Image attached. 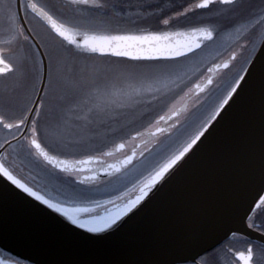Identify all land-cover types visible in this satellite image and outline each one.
Here are the masks:
<instances>
[{"label": "snow or ice", "instance_id": "obj_1", "mask_svg": "<svg viewBox=\"0 0 264 264\" xmlns=\"http://www.w3.org/2000/svg\"><path fill=\"white\" fill-rule=\"evenodd\" d=\"M197 10L209 15L186 31L112 27L117 20L155 18L170 29ZM218 36L232 39L226 59L217 51L211 66L203 57L193 60ZM91 54L163 63L119 66L90 62ZM0 81V195L31 198L28 203L62 218L74 237L99 243L184 167L250 89L264 86V0H199L180 9L149 0H0ZM146 106L163 114L133 136L128 117ZM21 158L53 180L62 174L63 183L30 184L18 174ZM101 172L109 177L103 187ZM129 183L134 198L115 194ZM262 193L264 174L256 195L237 208L240 222L259 239L243 251L228 248L233 264H264ZM218 251L177 254L167 264H214ZM54 264L155 262L120 257Z\"/></svg>", "mask_w": 264, "mask_h": 264}, {"label": "water", "instance_id": "obj_2", "mask_svg": "<svg viewBox=\"0 0 264 264\" xmlns=\"http://www.w3.org/2000/svg\"><path fill=\"white\" fill-rule=\"evenodd\" d=\"M20 15H25L23 9ZM262 174L264 86L258 83L184 167L166 184L158 185L159 191L153 190L155 195L150 194L145 206L125 217L118 229L101 234L102 242L76 238L62 218L38 202L6 194L0 195V247L35 264L120 257L167 264L177 254L192 256L216 247L230 236V230L259 239L240 222L237 208L256 195ZM108 178L101 172L100 182ZM0 260L16 264L1 256Z\"/></svg>", "mask_w": 264, "mask_h": 264}, {"label": "flooded vegetation", "instance_id": "obj_3", "mask_svg": "<svg viewBox=\"0 0 264 264\" xmlns=\"http://www.w3.org/2000/svg\"><path fill=\"white\" fill-rule=\"evenodd\" d=\"M37 3L40 2V0H36ZM150 3L158 6H174L177 9H180V6H188L189 4L198 3L199 0H149ZM259 3V0L257 1ZM219 7V6H217ZM215 11V9L213 10ZM108 15H111V13H108ZM209 13L205 10H197L194 14H190L186 19L181 18L179 21L175 22L170 29H165L161 25L158 24L157 20L155 18H150L146 21H152V26L148 30L152 31H186L191 29L192 27L197 26L202 17H207ZM138 22V23H143ZM138 23H131L129 20H117L114 21L113 24L115 26H118L119 29H126V30H133V25L135 27L138 26ZM114 28V29H118ZM219 41L220 43L217 45L218 48H221L220 52H223L224 55L220 57V59H226L227 58V49L232 45V39L228 38L227 36H218L216 39V42ZM215 45V44H214ZM211 60L207 61L208 66H211ZM216 62H219L217 60ZM158 118V117H157ZM144 130V129H143ZM141 130V131H143ZM134 136L135 133H132ZM140 141H136L138 144ZM151 147V145H149ZM107 150V149H106ZM107 160H112L113 158H106ZM107 181V180H106ZM104 181V182H106ZM104 182L99 183L98 186L102 185ZM61 183H63L61 181ZM60 185V184H59ZM59 187V186H58ZM119 194H126L129 196H132L134 198V192L132 189V184L129 183L127 185V188L123 190V193L117 192L116 195ZM98 198V197H97ZM100 199V198H98ZM250 240H258L256 238H252L250 236L235 233V236L230 235L228 238H226L224 241H222L219 245L216 246V248L219 249L218 253L215 256L214 264H233L234 257L231 255V253L227 252L228 248H231L233 251H243L248 242ZM0 256L3 257L5 260L9 262H13L16 264H35L33 262H30L28 260H25L23 258H20L6 250L0 247Z\"/></svg>", "mask_w": 264, "mask_h": 264}, {"label": "rangeland", "instance_id": "obj_4", "mask_svg": "<svg viewBox=\"0 0 264 264\" xmlns=\"http://www.w3.org/2000/svg\"><path fill=\"white\" fill-rule=\"evenodd\" d=\"M12 2H13V4H15V0H12ZM115 25L112 24V27L113 28H118V26H115ZM151 26H152V21H150V20L149 21H144L143 23H138L137 27H135V25H133L132 26L133 27L132 31H135L137 29H150ZM219 43L220 42L217 41L215 43V45H213L211 48L206 49L205 52L200 53L196 57H193V60H199V59H201V57H203L204 60H205V63H207V61H209L214 56H216L217 51L221 50V48L217 47V45ZM88 59H89L90 62L91 61H95L97 63L115 64V65H119V66H128V67L153 65V64L163 63V62H156V61H132V60H129L127 58L112 57V56L100 57L99 55H96V54H91L88 57ZM185 63H189L190 64V62H185ZM0 83H2V81H0ZM140 112H145L146 114L142 118H140V116H139ZM162 114H163V110L160 109L159 107L150 108V110H149V107H147V106L144 107V108L137 109L135 113L130 114L129 117H128V121H131V122L128 123V121H125V123H128V127H127L126 131H130L131 135H132V133H135V130H140L141 131V130L144 129V127L147 126V123L149 121L155 120L159 115H162ZM117 135H119V133H117ZM21 162H22L21 160L17 161V164L19 165L20 169H22V171H20L18 173L20 178L24 179L25 181L29 182L30 184H33V185L37 184L36 183V171L33 168H31L28 164H26V165L22 164L23 162H27V161H23L22 163ZM42 178H43V182H46V178L44 176ZM58 181H59L60 184H62L60 182V181L63 182V175L62 174H61L60 180H58ZM100 187H103V184L100 185ZM98 198H100V199H108L110 197H108V196H98Z\"/></svg>", "mask_w": 264, "mask_h": 264}, {"label": "trees", "instance_id": "obj_5", "mask_svg": "<svg viewBox=\"0 0 264 264\" xmlns=\"http://www.w3.org/2000/svg\"><path fill=\"white\" fill-rule=\"evenodd\" d=\"M26 164H28V162ZM28 165L36 171V183L37 184L43 182V180H41L40 176L41 177L44 176L46 178V183H49L51 187H58L59 186L60 183H59L58 180H60V178H57V179L53 180L51 177L47 176L46 173H44L38 166L30 165V164H28ZM53 194L55 195V194H58V193L54 191Z\"/></svg>", "mask_w": 264, "mask_h": 264}, {"label": "bare ground", "instance_id": "obj_6", "mask_svg": "<svg viewBox=\"0 0 264 264\" xmlns=\"http://www.w3.org/2000/svg\"><path fill=\"white\" fill-rule=\"evenodd\" d=\"M20 160H21L22 162L24 161L23 158H21ZM22 162H21V163H22ZM24 163L26 164L27 162H23L22 164H24ZM25 164H24V165H25ZM40 178H41V180H43V178H42L41 176H40Z\"/></svg>", "mask_w": 264, "mask_h": 264}]
</instances>
